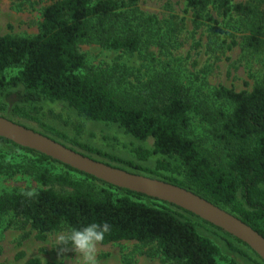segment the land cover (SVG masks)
Masks as SVG:
<instances>
[{
	"label": "trees",
	"instance_id": "trees-1",
	"mask_svg": "<svg viewBox=\"0 0 264 264\" xmlns=\"http://www.w3.org/2000/svg\"><path fill=\"white\" fill-rule=\"evenodd\" d=\"M184 2L194 25L207 23L213 34L221 32L219 23L210 14V0ZM136 4L137 0H51L40 12L36 36H0V93L4 99L0 112L8 109L12 117L37 122L40 103L60 102L85 120L117 125L138 141L151 139V151L134 150L137 160L146 161L152 155L165 160L157 161L153 168H144L90 148L46 124H39L41 130L30 129L94 161L126 171L121 167L125 166L143 173L142 176L188 190L235 216L264 238V85L249 93L225 88L216 91L218 99L231 104L230 113H221L215 121L218 127L213 125L219 142L225 146V158L217 160L189 138V113L193 106L175 82L152 83L150 91H145L146 96L127 97L109 88L102 73L83 72L84 56L79 50L83 41L134 55L141 47L142 36L152 35L155 20L144 19ZM216 8L222 16L235 15L249 27L248 46L253 49L261 46L264 0L236 4L216 0ZM10 70H16L17 74L7 77ZM0 143L37 157L40 162L59 164L105 187L96 193L68 173L47 176L44 171L36 175L38 182L44 186L57 184L69 189V193L48 188L1 196L0 210L24 220L37 232L39 240L62 227L107 221L111 228L101 245L122 241L155 244L168 263L216 264L219 249L197 233L196 225L188 218H196L192 214L115 188L6 139L0 138ZM93 154L105 161L92 158ZM114 190L122 195L115 197ZM144 199L153 203L148 205ZM207 225L246 248L256 264H264L245 244ZM228 246L241 252L231 241ZM25 264L41 263L31 259Z\"/></svg>",
	"mask_w": 264,
	"mask_h": 264
},
{
	"label": "rangeland",
	"instance_id": "rangeland-1",
	"mask_svg": "<svg viewBox=\"0 0 264 264\" xmlns=\"http://www.w3.org/2000/svg\"><path fill=\"white\" fill-rule=\"evenodd\" d=\"M50 2L0 0V36H36L40 12ZM231 2L246 3L247 0ZM136 9L144 19H153L156 23L151 27L152 35L142 36L139 51L128 55L104 49L96 42L83 41L79 44L85 62L83 72L102 73L109 88L127 97L146 96L145 91H150L152 83L175 82L193 106L189 113V138L210 152L212 157L223 160L225 146L219 142L213 125L218 127L215 121L221 113H230L231 104L218 99L216 91L225 88L236 93H249L256 86L264 85V36L258 49L248 46L249 27L235 15L222 16L216 8V0H210L209 11L219 23L221 32L218 35L210 31L207 23L198 27L192 23V13L184 0H137ZM262 25L264 33V23ZM16 74V70H10L6 76ZM3 101L0 93V102ZM0 115L33 130H41L40 123L46 124L90 148L144 168H153L157 161L165 160L159 155H152L146 161L137 160L134 150L143 148L151 151V139L138 141L117 125L85 120L64 103H40L34 115L37 122L12 117L8 109ZM91 157L105 161L94 154ZM121 167L128 172L143 174ZM44 171L48 172L47 176L68 173L82 181L85 187H92L96 193L105 188L101 183L69 172L59 164L40 162L37 157L0 143V197L13 193L30 194L48 188L62 194L69 193V189L57 184L44 186L38 182L36 175ZM112 192L115 197L122 195L115 190ZM143 202L153 203L148 199ZM188 218L196 225L197 233L219 249L216 264H230L231 261L256 264L255 257L246 248L207 223ZM56 232L47 234L45 240H39L37 232L24 220L14 217L9 211L0 210V264H25L31 259H37L41 264H63L58 251L52 248ZM230 241L240 248V253L229 249ZM63 255L71 258L75 253L68 251ZM97 255L99 264H172L163 260L155 244L141 245L135 241L99 244ZM68 264L75 262L69 261Z\"/></svg>",
	"mask_w": 264,
	"mask_h": 264
},
{
	"label": "water",
	"instance_id": "water-1",
	"mask_svg": "<svg viewBox=\"0 0 264 264\" xmlns=\"http://www.w3.org/2000/svg\"><path fill=\"white\" fill-rule=\"evenodd\" d=\"M0 138L115 188L188 212L245 244L264 263V238L235 216L178 186L107 166L0 116Z\"/></svg>",
	"mask_w": 264,
	"mask_h": 264
},
{
	"label": "clouds",
	"instance_id": "clouds-1",
	"mask_svg": "<svg viewBox=\"0 0 264 264\" xmlns=\"http://www.w3.org/2000/svg\"><path fill=\"white\" fill-rule=\"evenodd\" d=\"M111 225L107 222H91L81 227L61 229L54 235L53 249L58 251L63 264L74 261L75 264H99L97 246L104 242ZM74 252V257H65V252Z\"/></svg>",
	"mask_w": 264,
	"mask_h": 264
}]
</instances>
